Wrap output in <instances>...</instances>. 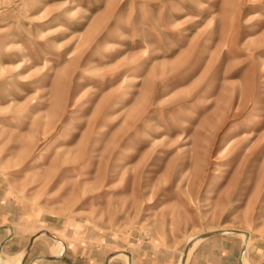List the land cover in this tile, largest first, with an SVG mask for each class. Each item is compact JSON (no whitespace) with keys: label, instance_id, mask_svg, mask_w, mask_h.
<instances>
[{"label":"rangeland","instance_id":"obj_1","mask_svg":"<svg viewBox=\"0 0 264 264\" xmlns=\"http://www.w3.org/2000/svg\"><path fill=\"white\" fill-rule=\"evenodd\" d=\"M209 259L264 264V0H0V264Z\"/></svg>","mask_w":264,"mask_h":264},{"label":"water","instance_id":"obj_2","mask_svg":"<svg viewBox=\"0 0 264 264\" xmlns=\"http://www.w3.org/2000/svg\"><path fill=\"white\" fill-rule=\"evenodd\" d=\"M216 234H217L216 232L206 233V234H204V235H202L200 237H202V239H205V238H208V237L213 236V235H216Z\"/></svg>","mask_w":264,"mask_h":264},{"label":"crops","instance_id":"obj_3","mask_svg":"<svg viewBox=\"0 0 264 264\" xmlns=\"http://www.w3.org/2000/svg\"><path fill=\"white\" fill-rule=\"evenodd\" d=\"M217 235H213V236H210V237H208V238H205V240L204 241H210L211 239H213V238H215ZM219 254H221V252H218ZM209 263H207V264H211V260L209 259V261H208Z\"/></svg>","mask_w":264,"mask_h":264},{"label":"bare ground","instance_id":"obj_4","mask_svg":"<svg viewBox=\"0 0 264 264\" xmlns=\"http://www.w3.org/2000/svg\"><path fill=\"white\" fill-rule=\"evenodd\" d=\"M222 232H224V231H226L227 229H220ZM35 236V235H34ZM56 256H58V255H56Z\"/></svg>","mask_w":264,"mask_h":264}]
</instances>
